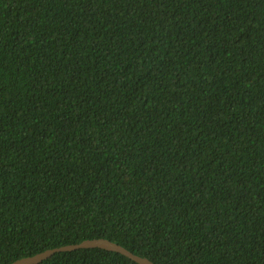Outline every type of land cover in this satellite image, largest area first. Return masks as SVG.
<instances>
[{"label":"trees","instance_id":"16d2710c","mask_svg":"<svg viewBox=\"0 0 264 264\" xmlns=\"http://www.w3.org/2000/svg\"><path fill=\"white\" fill-rule=\"evenodd\" d=\"M93 238L264 264V0H0V264Z\"/></svg>","mask_w":264,"mask_h":264},{"label":"water","instance_id":"95a60500","mask_svg":"<svg viewBox=\"0 0 264 264\" xmlns=\"http://www.w3.org/2000/svg\"><path fill=\"white\" fill-rule=\"evenodd\" d=\"M82 248H103L109 251H116L126 255L127 257L131 258L138 264H157L151 259L138 255L131 250L127 249L126 247L110 240L107 238H93V239H86L77 244H69L60 247H55L51 249H47L43 252L36 253L32 256L22 257L20 259L15 260L11 264H39L42 261L48 259L49 257L53 256L57 252L61 251H71L77 250Z\"/></svg>","mask_w":264,"mask_h":264}]
</instances>
